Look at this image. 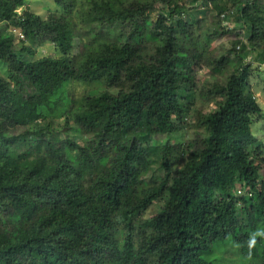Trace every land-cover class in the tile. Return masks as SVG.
<instances>
[{"label":"trees","instance_id":"trees-1","mask_svg":"<svg viewBox=\"0 0 264 264\" xmlns=\"http://www.w3.org/2000/svg\"><path fill=\"white\" fill-rule=\"evenodd\" d=\"M26 1L0 0V264H264L245 61L264 62V0H54L46 18ZM206 7L240 27L202 31ZM15 38L60 55L27 58ZM205 67L224 78L201 83ZM75 81L93 86L73 98Z\"/></svg>","mask_w":264,"mask_h":264},{"label":"rangeland","instance_id":"rangeland-1","mask_svg":"<svg viewBox=\"0 0 264 264\" xmlns=\"http://www.w3.org/2000/svg\"><path fill=\"white\" fill-rule=\"evenodd\" d=\"M158 5H162V3H158ZM25 8L40 14L44 18L48 17L54 11H62L63 9L62 6L57 4L54 0H27ZM204 10H206L207 12L205 16L202 14L200 15V17L204 18V21L201 23V25H203V28L201 29L202 31L205 30L206 32H210L214 31L216 28H219L216 24L219 20H223L222 24L225 25L231 32L232 30H234V28L238 29L240 27V24L236 22L235 17L233 19L231 18L230 20H226L222 17V15L219 17V15H217L216 12H214L210 7H206L204 8ZM231 32L214 39L212 43V46L214 47V54L217 55L229 53L230 49L233 46L234 40ZM15 43L17 47H20L22 44H26L27 46L32 47L34 54H26L27 58H31L33 56L40 57L44 55H60L59 51L55 48V45L47 40H41L33 43L31 40L25 39L24 41H19L17 38H15ZM235 56V52H232L230 54L232 62L229 63L226 73H229V71H232L237 67L238 62L237 60H235ZM257 56V51L253 50L251 53H249L245 61H250L252 64L249 74V86L254 91L257 102L262 108L260 115L255 117V121L252 125V132L262 142V151L264 153V62L261 63L258 59L259 57ZM6 71L7 65L5 61L0 59V74L4 75ZM197 78L201 81V83L208 84L213 81L222 80L224 78V75L214 73L209 68L205 67L197 72ZM92 86L93 84L75 81L72 82L68 86V88L71 96L73 98H78L79 96L89 91ZM198 108H202L201 102H199ZM211 108H214V106H211L210 104L206 110ZM61 122H64L63 119H61ZM196 122L197 119L194 116L190 121L186 132L184 133V138H186L187 140L194 137L196 131ZM73 123V121H70L65 125L62 131L63 135L74 136L75 131L73 130ZM80 135V133L77 134V138H79ZM161 137L165 138L166 135H161ZM79 141L82 143L81 138H79ZM154 210L155 208L152 207L151 210L148 211V214L153 213Z\"/></svg>","mask_w":264,"mask_h":264},{"label":"built area","instance_id":"built-area-1","mask_svg":"<svg viewBox=\"0 0 264 264\" xmlns=\"http://www.w3.org/2000/svg\"><path fill=\"white\" fill-rule=\"evenodd\" d=\"M231 12H233V11H231ZM231 12L230 11L223 12L222 13V17L223 18H226L227 16H229L231 14ZM11 31L14 32L19 39H24L25 38V33L20 28H18V27H12L11 28Z\"/></svg>","mask_w":264,"mask_h":264},{"label":"clouds","instance_id":"clouds-1","mask_svg":"<svg viewBox=\"0 0 264 264\" xmlns=\"http://www.w3.org/2000/svg\"><path fill=\"white\" fill-rule=\"evenodd\" d=\"M255 235H264V233H256V234H254V236H253V238H252V240L250 242L252 245H254V243H255Z\"/></svg>","mask_w":264,"mask_h":264}]
</instances>
